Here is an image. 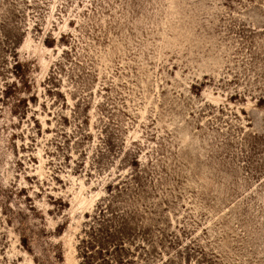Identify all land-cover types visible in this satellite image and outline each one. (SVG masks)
<instances>
[{
	"label": "rangeland",
	"instance_id": "rangeland-1",
	"mask_svg": "<svg viewBox=\"0 0 264 264\" xmlns=\"http://www.w3.org/2000/svg\"><path fill=\"white\" fill-rule=\"evenodd\" d=\"M0 264H264V0H0Z\"/></svg>",
	"mask_w": 264,
	"mask_h": 264
}]
</instances>
